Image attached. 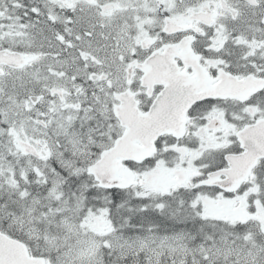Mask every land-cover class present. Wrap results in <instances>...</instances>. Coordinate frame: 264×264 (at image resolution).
<instances>
[{
    "label": "snow or ice",
    "instance_id": "6c2138e0",
    "mask_svg": "<svg viewBox=\"0 0 264 264\" xmlns=\"http://www.w3.org/2000/svg\"><path fill=\"white\" fill-rule=\"evenodd\" d=\"M0 264H264V0H0Z\"/></svg>",
    "mask_w": 264,
    "mask_h": 264
}]
</instances>
